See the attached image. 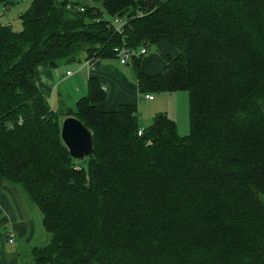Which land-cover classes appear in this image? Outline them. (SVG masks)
Instances as JSON below:
<instances>
[{
  "label": "trees",
  "instance_id": "obj_1",
  "mask_svg": "<svg viewBox=\"0 0 264 264\" xmlns=\"http://www.w3.org/2000/svg\"><path fill=\"white\" fill-rule=\"evenodd\" d=\"M92 1L31 0L21 31L0 25V178L50 234L33 264H264V0ZM123 42L176 48L153 75L130 62L140 96L187 93L186 136L164 113L142 128L134 104L100 109L95 77L74 111L40 92L38 65L113 59ZM69 116L92 136L82 160L60 137Z\"/></svg>",
  "mask_w": 264,
  "mask_h": 264
},
{
  "label": "rangeland",
  "instance_id": "obj_2",
  "mask_svg": "<svg viewBox=\"0 0 264 264\" xmlns=\"http://www.w3.org/2000/svg\"><path fill=\"white\" fill-rule=\"evenodd\" d=\"M77 3L81 5H94L95 2L92 0H75ZM31 0H9V5L4 9V6L0 3V25H8L14 31H21L22 25L20 20V15L28 9ZM110 21L115 25L116 18H109ZM117 20H121L117 18ZM121 26L119 22H116L115 27ZM176 48L167 44L166 42H159L156 45H151L147 48V53L141 57V69L148 73H154L160 70L163 62L161 60V56L165 54H169L171 56L176 55ZM81 60L70 62L68 64L61 65L60 68L53 71L57 73L55 77L56 82L54 84H49L46 77H44V73L40 75L39 68H36V80L37 85L39 87L40 92L44 97L47 98V95L50 96L52 93L57 96L59 95V100L55 101V105L53 106L54 111L58 112L61 109H70L74 111L76 108V103L81 96L86 95V92L79 95L78 90L82 86L87 85V80L83 79V74L80 73L86 72L91 68L90 61L87 63L84 60V56H80ZM103 63L111 64L114 69H116L119 73L126 72L129 75V81L133 86H135L134 81V70L131 62L128 65L119 64L116 58L106 59ZM44 66V65H43ZM38 66V67H43ZM89 68V69H88ZM159 68V69H158ZM53 70V69H52ZM143 70V71H144ZM67 72L73 73V75L69 79L61 80V77L66 75ZM97 78L96 76H92ZM88 79V78H87ZM98 79V78H97ZM59 81V82H58ZM74 81H77V85L74 84ZM100 82V80L98 79ZM86 84V85H85ZM42 88V89H41ZM53 88V89H52ZM77 94V95H75ZM76 96V97H75ZM108 96V93H107ZM106 99L102 102H105ZM153 100L147 101L142 95L138 96L136 99L137 102L134 103L136 106V111L138 115L139 125L142 128L149 126L153 118L159 114L164 113L169 118H171L175 124L177 132L180 136H186L189 133V117H188V96L186 92H173V93H163V94H152ZM98 103L99 104L102 103ZM119 105L114 106V109L105 107L107 110H115ZM101 109V107H100ZM62 119V116L60 117ZM8 187L13 189L15 193V198L19 203V206L23 208L25 218L31 224H34V233L33 238L27 242L24 237L16 236L14 244H8L7 238H2L3 243L6 248L7 259H15V262H10L9 264H33L30 250L33 247H40L47 245L50 241V234L45 232L41 225V214L38 209L30 202L27 198L23 188L21 186H15L14 184L6 183ZM7 243V244H6ZM9 257V258H8Z\"/></svg>",
  "mask_w": 264,
  "mask_h": 264
},
{
  "label": "crops",
  "instance_id": "obj_3",
  "mask_svg": "<svg viewBox=\"0 0 264 264\" xmlns=\"http://www.w3.org/2000/svg\"><path fill=\"white\" fill-rule=\"evenodd\" d=\"M89 61H90L89 64H91V68L90 69L88 68L89 70H87L86 72H82V71L80 72L83 74L82 78L87 80L86 82H88V79L90 77L96 76L100 80L102 89L108 93L107 100L105 102L100 103L99 108L101 107V109L103 110H107L104 109L105 107L114 109V106L116 105L134 104L135 102H137L136 99L140 95L138 94L136 84L135 86H133V84H131V82L129 81L128 73L126 72L119 73L116 69L112 67L111 64L103 63L104 60H89ZM38 66H43V65H38ZM38 66L37 68H39L40 75L44 73V77H46L48 83L51 85L54 84L56 82L55 77L57 76V73H54L53 71H55L56 69L52 70V68H48L46 66L43 67H38ZM162 67L163 64L160 70H158L157 72L148 73L144 70V65H143V70L146 74L153 75L160 72L162 70ZM72 75L73 73H71L70 76H66V75L62 76L60 81L64 79H69ZM134 81H135V75H134ZM77 83H78L77 81H74V84L77 85ZM78 91L79 92L77 93H79V95H82L84 91L87 93V85L80 87ZM59 95L60 94H57V96H55L52 93L50 96L47 95V98L46 97L45 98L50 102V104L53 107L55 105V101L59 100L58 99ZM152 100H147V101H152ZM23 215H25V213L23 211V208L19 206V203L15 198V193L13 192V189L8 187L6 182L0 178V264H9L10 262H15V259L13 260L7 259L5 244L2 241V238L3 237L5 238L6 233L9 230H12L14 233V242L16 236L24 237V239L27 242H29L33 238V233L35 228L34 224H31V222H28L25 218H23Z\"/></svg>",
  "mask_w": 264,
  "mask_h": 264
},
{
  "label": "water",
  "instance_id": "obj_4",
  "mask_svg": "<svg viewBox=\"0 0 264 264\" xmlns=\"http://www.w3.org/2000/svg\"><path fill=\"white\" fill-rule=\"evenodd\" d=\"M60 137L72 158L82 160L91 155V133L75 117L69 116L61 121Z\"/></svg>",
  "mask_w": 264,
  "mask_h": 264
},
{
  "label": "built area",
  "instance_id": "obj_5",
  "mask_svg": "<svg viewBox=\"0 0 264 264\" xmlns=\"http://www.w3.org/2000/svg\"><path fill=\"white\" fill-rule=\"evenodd\" d=\"M57 1H62V0H57ZM66 8L67 9H72V6L70 4H67L66 5ZM121 20H115V23L116 22H119L121 26L119 27H115V31L117 32H120L122 30V25L124 23H121L120 22ZM110 24H112V22H110ZM113 25V24H112ZM115 55H116V58L119 62V64L121 65H126L130 62V60L133 58V57H139V56H143L147 53V48H141L140 50H137V51H131L129 50L124 42L123 44L120 46V47H116L113 49ZM71 75V72H67L66 73V76H70ZM145 100H152L153 99V96L150 95V94H144L142 96ZM138 135H140L142 132L141 130H138ZM6 238H7V243L8 244H14V233L12 230H9L7 233H6Z\"/></svg>",
  "mask_w": 264,
  "mask_h": 264
}]
</instances>
